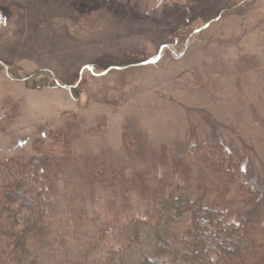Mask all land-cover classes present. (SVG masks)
Here are the masks:
<instances>
[{"label":"rangeland","instance_id":"obj_1","mask_svg":"<svg viewBox=\"0 0 264 264\" xmlns=\"http://www.w3.org/2000/svg\"><path fill=\"white\" fill-rule=\"evenodd\" d=\"M15 157L47 175L81 242L70 264L177 187L264 264V0H0V160Z\"/></svg>","mask_w":264,"mask_h":264},{"label":"trees","instance_id":"obj_2","mask_svg":"<svg viewBox=\"0 0 264 264\" xmlns=\"http://www.w3.org/2000/svg\"><path fill=\"white\" fill-rule=\"evenodd\" d=\"M36 168L20 157L0 160V264H70L69 249L81 243L67 235L66 221L53 219L40 179L47 175ZM158 201L152 218L132 220L118 234L102 231L85 247L89 263L257 264L220 208L178 187Z\"/></svg>","mask_w":264,"mask_h":264}]
</instances>
